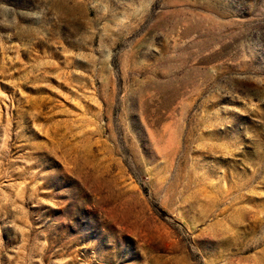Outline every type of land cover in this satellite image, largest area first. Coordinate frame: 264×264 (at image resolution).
Instances as JSON below:
<instances>
[{
  "label": "rangeland",
  "instance_id": "1",
  "mask_svg": "<svg viewBox=\"0 0 264 264\" xmlns=\"http://www.w3.org/2000/svg\"><path fill=\"white\" fill-rule=\"evenodd\" d=\"M0 264H264V0H0Z\"/></svg>",
  "mask_w": 264,
  "mask_h": 264
}]
</instances>
